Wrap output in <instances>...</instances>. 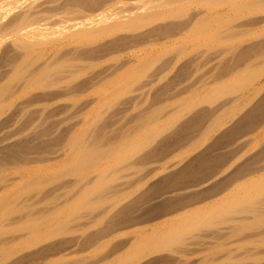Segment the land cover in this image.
Returning a JSON list of instances; mask_svg holds the SVG:
<instances>
[{"label": "bare ground", "instance_id": "bare-ground-1", "mask_svg": "<svg viewBox=\"0 0 264 264\" xmlns=\"http://www.w3.org/2000/svg\"><path fill=\"white\" fill-rule=\"evenodd\" d=\"M0 264H264V0H0Z\"/></svg>", "mask_w": 264, "mask_h": 264}, {"label": "rangeland", "instance_id": "rangeland-1", "mask_svg": "<svg viewBox=\"0 0 264 264\" xmlns=\"http://www.w3.org/2000/svg\"><path fill=\"white\" fill-rule=\"evenodd\" d=\"M252 152H254L255 150H251ZM251 151H249V153L251 154Z\"/></svg>", "mask_w": 264, "mask_h": 264}]
</instances>
